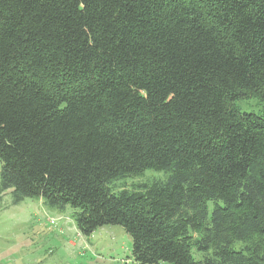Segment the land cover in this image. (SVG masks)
I'll return each instance as SVG.
<instances>
[{"label":"trees","instance_id":"16d2710c","mask_svg":"<svg viewBox=\"0 0 264 264\" xmlns=\"http://www.w3.org/2000/svg\"><path fill=\"white\" fill-rule=\"evenodd\" d=\"M251 99L264 0H0V196L121 227L124 264H264Z\"/></svg>","mask_w":264,"mask_h":264},{"label":"rangeland","instance_id":"374dc122","mask_svg":"<svg viewBox=\"0 0 264 264\" xmlns=\"http://www.w3.org/2000/svg\"><path fill=\"white\" fill-rule=\"evenodd\" d=\"M237 107L259 113L264 104L251 99ZM163 179L162 172L147 170L114 185ZM11 194L9 189L0 196V264H124L131 259V238L121 227L104 226L85 237L78 232L72 209L50 208L38 198L14 204Z\"/></svg>","mask_w":264,"mask_h":264}]
</instances>
